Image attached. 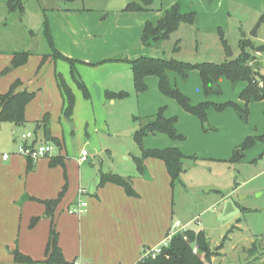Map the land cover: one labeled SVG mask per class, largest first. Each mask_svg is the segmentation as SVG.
Listing matches in <instances>:
<instances>
[{
	"label": "rangeland",
	"instance_id": "obj_1",
	"mask_svg": "<svg viewBox=\"0 0 264 264\" xmlns=\"http://www.w3.org/2000/svg\"><path fill=\"white\" fill-rule=\"evenodd\" d=\"M112 2L23 0V11H10L6 0H0V56L1 52L28 50L34 37H40L24 65L8 74H1L5 66L0 68V93H6L19 78L27 86L24 89L37 93L26 107V121L2 123L0 152H17L23 134L29 142L36 136L44 140L37 123L48 114L52 135L62 141V150L55 149L54 155L63 154L68 171L118 173L132 177L137 190L138 182L146 184L142 172L149 170V158L142 159L143 149L178 148L185 158L179 177L168 183L171 224L180 221L186 229L205 230L216 252L211 264H264V143L258 141L240 150L248 136L264 134V99L246 104L240 97L246 82L232 84L225 78L220 80V95L206 96L198 69L189 70L186 77L169 72L172 87L188 96L193 105L212 103L207 122H202L164 93L155 75L147 76V89L138 92L132 65L126 60L155 56L194 65L222 64L239 57L244 49L253 54L264 45V0H152L150 5L144 0H128V4H141L145 7L142 10H113ZM173 8L196 12L195 21L181 23L168 39L145 47L142 37L146 24L157 25L164 12ZM45 18L51 30L80 41L70 57L76 60L74 73L64 59L49 57L42 63L43 55L50 51L43 38ZM256 26L257 36H252ZM31 30L36 34L32 38ZM26 39L31 41L29 47L24 45ZM244 40L252 45L243 47ZM261 66L264 75V64ZM58 74L75 95L71 119L63 114L65 99ZM76 79L83 81L88 96ZM107 91L125 95L112 99ZM227 102L247 106V119L241 118L234 106H216ZM160 109L166 117H177L176 128L182 138L151 133L138 142L135 134L141 122ZM83 147L90 159L79 165ZM138 157L143 171L138 168ZM50 158L38 160L50 162ZM159 179L163 180L160 173ZM207 188L213 189L208 192ZM19 263L14 258L9 264Z\"/></svg>",
	"mask_w": 264,
	"mask_h": 264
},
{
	"label": "crops",
	"instance_id": "obj_2",
	"mask_svg": "<svg viewBox=\"0 0 264 264\" xmlns=\"http://www.w3.org/2000/svg\"><path fill=\"white\" fill-rule=\"evenodd\" d=\"M126 2L128 4V0ZM111 5L113 10L125 9L112 8ZM51 32L62 53L68 57L75 55L72 50L81 45L80 41L72 40L68 34L62 35L54 28ZM24 45L29 47L31 41L26 39ZM15 51L19 50L1 52L0 68L10 63ZM25 87L22 83L19 89ZM34 142L41 144L44 140L38 136L33 142L28 140V143ZM4 153L9 154L8 159L3 158ZM89 159L90 153L86 161L80 163L78 160V163L82 165ZM153 159L156 158L148 159L149 170L146 168L142 172L143 178L147 177L143 180L146 184L138 182V191L135 189L138 196H131L118 184L107 182L100 185L99 172L87 175L82 169L68 171L65 162L63 170L60 164L51 166L49 159L37 160L34 168L28 171V157L18 151L0 152V264L14 262L15 250L39 262L35 264H42L47 257L52 228L57 232V242L66 262L79 258L86 264H136L144 248L160 245L172 225L168 192L171 178L165 163ZM97 178L100 183L92 193L90 188ZM64 187L65 193L52 215H48L45 201L58 198ZM81 188L89 191L85 197L86 211L72 213L70 208L78 202Z\"/></svg>",
	"mask_w": 264,
	"mask_h": 264
},
{
	"label": "trees",
	"instance_id": "obj_3",
	"mask_svg": "<svg viewBox=\"0 0 264 264\" xmlns=\"http://www.w3.org/2000/svg\"><path fill=\"white\" fill-rule=\"evenodd\" d=\"M71 1V0H70ZM146 5H150L152 0H144ZM7 7L10 11L24 10L23 0H6ZM143 7L138 3H130L125 9L142 10ZM196 18V12L191 11L187 13L181 12L177 8L172 10H166L162 17L159 19L157 25L147 23L143 30V42L146 46L156 45L159 42L166 40L170 37V34L178 29L181 23H193ZM32 35H36L33 31ZM43 38L48 44L50 51L43 55L42 63H44L49 57L54 59H64L71 64L74 73L75 59L65 56L55 45L51 28L47 18L43 22ZM243 47L252 45L249 41L244 40L242 42ZM253 47V46H252ZM264 49V45L257 47V49ZM256 49V48H255ZM34 51L19 50L15 51L12 55L10 63L4 67L1 74H7L12 70L24 65L29 56ZM254 59L253 54L248 51L242 52L237 58H232L222 64H216L212 62H205L201 64H191L189 62L181 61L175 58L164 57H152L141 56L139 58L129 60L132 65L134 73V81L138 92L145 91L147 84L145 79L149 75H155L159 80L160 89L177 99V101L184 107L185 110L198 116L202 122H207V110L212 104L210 101H204L197 105H193L190 98L182 93L180 90L172 87L170 82L169 72L175 71L186 77L189 70L198 69L203 83V89L206 96L220 95L222 93L220 87V80L222 78L228 79L232 84H236L240 81H245L246 86L241 92V99L248 104L251 101H257L264 99V88L259 85V81L264 80V75L261 73V65L258 62L250 64ZM58 84L63 97L65 99V105L63 108V114L68 119H71L73 115L75 95L70 85L66 82L61 74H58ZM78 85L83 89L86 96L89 95L87 87L82 80L76 79ZM22 85L20 79H16L10 89L6 93H0V127L3 122H13L21 124L26 121L25 112L27 105L36 96L35 91L28 89H19ZM107 95L110 98L116 96H123L125 92H113L107 91ZM218 109H223L226 106H234L237 109L239 116L243 119H247L248 107L241 108L237 103L227 102L221 105H216ZM178 119L174 117H166L163 109L156 114H153L147 118H144L141 122L140 129L136 131L135 137L138 142L141 143L142 139L151 133H165L171 138H182L177 132L176 123ZM37 129H43L44 142H52L58 147H62V141L59 137L52 135L48 114H45L41 120L37 123ZM38 141V138L35 142ZM261 141L264 143V134L258 136H248L245 141L240 145V150L247 146H252L256 142ZM34 142V144H35ZM156 158L163 161L166 165L167 171L170 175L172 182H174L181 173V165L185 158V155L175 147L168 148H154L143 149L142 159ZM138 157L137 163L140 171L144 170L143 162ZM64 164V156L53 155L50 158V165L56 166ZM35 162L28 157L27 170L30 171L34 168ZM107 182L118 184L125 188L128 195L138 196V192L133 186L132 177H124L114 172H101V183L103 185ZM66 187L62 190L59 197L53 200H46L47 214L52 215L55 205L62 198L65 193ZM37 220L34 219V222ZM223 244L219 247H222ZM197 247V252L194 251ZM148 248V247H146ZM141 259L136 264H211L212 258L215 255V251L212 250L209 238L205 230L196 231L194 229H187L183 232L175 234L168 246L163 247L162 251L156 256H144L145 249ZM15 258L23 263L35 264L39 263L27 255L22 254L19 250H15ZM47 257L42 264H52L54 262H66L63 257L61 248L57 242V232L55 228H52L50 240L46 251Z\"/></svg>",
	"mask_w": 264,
	"mask_h": 264
},
{
	"label": "built area",
	"instance_id": "obj_4",
	"mask_svg": "<svg viewBox=\"0 0 264 264\" xmlns=\"http://www.w3.org/2000/svg\"><path fill=\"white\" fill-rule=\"evenodd\" d=\"M253 57H254V59L250 62V64H254L255 62H258L260 65H263L264 64V49H259V48L256 49L253 53ZM261 68H262V66H261ZM261 68H260V70H261ZM259 85L264 88V80L261 79L259 81ZM57 148H59V147H57V145L52 143V142H43L41 144L28 143V135L23 134L22 135V141H21L20 146L18 148V152L20 154L25 155L26 157L31 158L34 162H36L41 157L53 156L54 151ZM88 156H89V151L87 150V148H83L81 150L79 162L81 163V162L86 161L88 159ZM3 158L8 159L9 154L4 153ZM87 194H89L88 189L81 188L79 190L78 202L70 208V212L77 213V214L85 213L87 205H88L87 200L85 199ZM185 230H187L186 227L184 225H182L180 221L174 222L173 225L170 227L168 234H167L166 238L164 239V241L156 247L146 248L145 252H144V256L156 257L162 251L163 247H166L169 245L171 238L175 234H177L179 232H183ZM194 251L197 252V247H195ZM52 264H86V263H84L79 258H75L71 262H54Z\"/></svg>",
	"mask_w": 264,
	"mask_h": 264
},
{
	"label": "water",
	"instance_id": "obj_5",
	"mask_svg": "<svg viewBox=\"0 0 264 264\" xmlns=\"http://www.w3.org/2000/svg\"><path fill=\"white\" fill-rule=\"evenodd\" d=\"M127 2L126 0H115L113 2V4L111 5L112 8H126L127 7ZM257 27L251 32L252 36H257ZM37 43H38V37H34L33 42L31 47L28 49L29 51H34L37 47ZM230 55H232V52L229 51ZM239 154V153H238ZM240 155V154H239ZM100 183V179L97 178L96 181L93 183L92 188H91V192L93 193L95 191V188L97 187V185ZM210 189L213 188H207L206 191H209Z\"/></svg>",
	"mask_w": 264,
	"mask_h": 264
}]
</instances>
